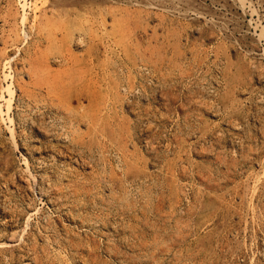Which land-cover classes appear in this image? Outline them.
Instances as JSON below:
<instances>
[{"label": "rangeland", "instance_id": "obj_1", "mask_svg": "<svg viewBox=\"0 0 264 264\" xmlns=\"http://www.w3.org/2000/svg\"><path fill=\"white\" fill-rule=\"evenodd\" d=\"M0 264H264V0H0Z\"/></svg>", "mask_w": 264, "mask_h": 264}]
</instances>
